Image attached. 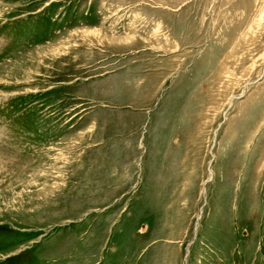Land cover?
<instances>
[{"label":"rangeland","instance_id":"374dc122","mask_svg":"<svg viewBox=\"0 0 264 264\" xmlns=\"http://www.w3.org/2000/svg\"><path fill=\"white\" fill-rule=\"evenodd\" d=\"M0 264H264V0H0Z\"/></svg>","mask_w":264,"mask_h":264}]
</instances>
